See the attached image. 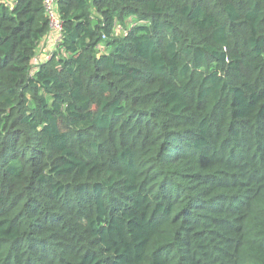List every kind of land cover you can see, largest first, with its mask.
<instances>
[{
	"label": "trees",
	"instance_id": "1",
	"mask_svg": "<svg viewBox=\"0 0 264 264\" xmlns=\"http://www.w3.org/2000/svg\"><path fill=\"white\" fill-rule=\"evenodd\" d=\"M56 10L0 0V264H264V0Z\"/></svg>",
	"mask_w": 264,
	"mask_h": 264
},
{
	"label": "built area",
	"instance_id": "2",
	"mask_svg": "<svg viewBox=\"0 0 264 264\" xmlns=\"http://www.w3.org/2000/svg\"><path fill=\"white\" fill-rule=\"evenodd\" d=\"M56 2L57 0H44V10L49 18L51 39H53V42L60 39L63 27L57 14Z\"/></svg>",
	"mask_w": 264,
	"mask_h": 264
},
{
	"label": "rangeland",
	"instance_id": "3",
	"mask_svg": "<svg viewBox=\"0 0 264 264\" xmlns=\"http://www.w3.org/2000/svg\"><path fill=\"white\" fill-rule=\"evenodd\" d=\"M118 32H122L121 29H118ZM53 39H50L49 41L46 40L45 43H42L40 45V49H39V58H44L47 55H49L52 51H53V43H52Z\"/></svg>",
	"mask_w": 264,
	"mask_h": 264
}]
</instances>
